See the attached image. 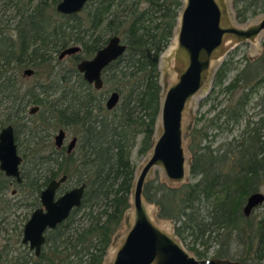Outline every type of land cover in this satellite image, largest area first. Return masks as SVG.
<instances>
[{
	"label": "trees",
	"instance_id": "trees-1",
	"mask_svg": "<svg viewBox=\"0 0 264 264\" xmlns=\"http://www.w3.org/2000/svg\"><path fill=\"white\" fill-rule=\"evenodd\" d=\"M59 1L0 0V129L12 124L16 132L25 128L36 138L30 153L23 154L29 166L20 173V185L38 196L49 181L66 175L69 182L76 175L74 185L85 184V191L81 205L45 232L38 256L24 250L11 256L0 253V264H102L132 208V152L146 155L155 142L162 98L159 60L173 37L182 0H93L71 15L56 12ZM232 8L242 24L264 12V0H232ZM113 36L126 45L123 55L102 73L108 92L120 95L113 109L105 107L104 93L77 69L71 76L77 83L69 76H51L21 89L17 74L22 69L36 73L34 68L52 65L56 55L72 45L80 47L70 56L76 65ZM259 59L264 73V41ZM216 76L220 84L221 76ZM240 77L236 75L224 90L232 91ZM255 77L264 80L261 72ZM242 97L229 112L235 123L248 102ZM31 104L39 107L36 124L26 113ZM219 118L191 131L188 179L171 186L147 180L142 196L156 207V217L175 224L180 240L188 231L189 249L196 257L207 258L215 244L216 258L264 264V214L257 218L253 209L244 211L247 197L264 186V115L253 126L247 123L241 138L212 149L208 128H221ZM55 129L76 130L72 153L46 145ZM9 181L0 174V192ZM233 241L242 247L234 259L228 250Z\"/></svg>",
	"mask_w": 264,
	"mask_h": 264
},
{
	"label": "water",
	"instance_id": "water-1",
	"mask_svg": "<svg viewBox=\"0 0 264 264\" xmlns=\"http://www.w3.org/2000/svg\"><path fill=\"white\" fill-rule=\"evenodd\" d=\"M93 0H60L56 12L62 15L79 13L85 4ZM231 0H182V8L170 43L172 65L171 83L161 99L159 118L161 129L146 163L134 181L132 191L131 223L116 246L111 264H238L226 258H196L182 245L175 233L157 225L152 218L149 204L142 196L147 174L152 169H161L166 179L173 184L182 183L186 177V155L183 142V118L190 103L208 82L213 66L221 65L227 54L243 43H256L264 32V18L248 26L234 20ZM126 50L118 36L111 37L91 58L82 59L76 69L83 79L96 90L104 86L103 70L117 60ZM78 45L63 49L58 59L78 53ZM33 73L31 68L25 75ZM120 95L109 93L105 107L113 109ZM38 106L29 109L30 114ZM65 132L59 129L54 144L60 148ZM76 142L74 137L67 150ZM21 156L17 153L14 129L6 125L0 130V170L8 177L21 181ZM67 179L66 175L53 179L41 190V207L35 209L23 227L22 242L27 243L38 256L45 241V232L53 230L68 218L71 211L81 205L85 184H80L56 197V191ZM264 202V193L258 191L247 197L244 211L250 212Z\"/></svg>",
	"mask_w": 264,
	"mask_h": 264
},
{
	"label": "rangeland",
	"instance_id": "rangeland-1",
	"mask_svg": "<svg viewBox=\"0 0 264 264\" xmlns=\"http://www.w3.org/2000/svg\"><path fill=\"white\" fill-rule=\"evenodd\" d=\"M230 8L234 20H236L234 9L232 8V0L230 3ZM262 18H264V12L258 14L254 18L248 19L242 24H238L241 26H248L251 23L258 22ZM171 41L172 40H170L167 48L161 54L159 60V82L162 88V97L171 83V74L169 70L172 65V57L169 50ZM263 41L264 32L260 34L256 43H243L231 50L224 58L220 66L217 68L216 66H213L210 78L205 87L199 91V93L190 103L189 108L183 118V142L187 161L186 177L184 181L187 180L189 176V159L191 157L189 151V142L191 131L194 128H200L203 124H208L210 120L216 119V117L220 115L218 124H221V128L215 126H209L208 128L210 137L208 139L209 142L207 143L211 145L210 147L212 149H217L221 144L229 143L234 138H241V132L247 126L246 124L248 123L249 127L253 126L256 121L258 122L260 116L264 115V80H260V78L255 77L259 72H261L262 75L264 74L261 71L262 64L259 59L262 54ZM70 56H65L62 59H58V55H56L57 59L53 60L52 65H40L37 68H34L37 70L36 73L33 71V73L30 75H25L24 70L22 69L17 74L21 89L24 90L26 88H31L38 83L46 81L47 78L51 76L56 78L62 75L69 76L72 80L71 83H77V77L75 78L74 76L71 78L72 71L76 69L77 64H74V61ZM218 73L219 77L221 76L222 79L220 84H216V75ZM238 74H240L241 77L238 81H236L234 89L232 91L224 90V87L232 82V80ZM108 89L109 88L106 84L101 89V92L104 93L105 99L111 92H108ZM242 96H244V98L247 97L248 102L244 107L241 120L235 123L234 121L230 120L231 118L229 117V112L231 107L236 105V103L241 98H243ZM33 106L37 105H28L26 113L31 115L33 123L36 124V114L39 110L35 114L28 113V110ZM34 124H31V127H34ZM160 129L161 120L158 116L154 133L155 141L159 136ZM32 131L33 132L31 133L33 135L37 134L33 129ZM57 131L58 129L50 131V140L46 143V145L51 143L54 146L53 138L57 134ZM75 132L76 130L74 129L69 131L66 130L67 139L65 144L69 143L71 137L75 135ZM39 133H41V131ZM15 138L18 154L23 159V154L30 153V148L31 146L33 147V141H35L36 138H32V135H29L25 128H20L17 132L15 131ZM205 142L203 141L202 144ZM41 143L42 140H40V144ZM150 152L146 155H138L136 150L132 152L131 162L134 166L135 178L137 177L143 165L146 163ZM28 166L29 164H25L22 160V163L20 164V172L22 173L24 168L26 169ZM2 173L3 172L0 170V174ZM75 177L76 175L73 176L71 181L66 182L63 188L65 189L74 186ZM150 179L162 180L165 181L169 186L173 185V183H170L166 179L163 171L158 168L149 171L145 181ZM19 183L12 180L11 182H8L7 188L0 192V253L7 254L9 256L13 255L15 251H32L28 248L27 244L22 243V231L24 224L27 222L32 211L35 209L33 206L34 203L38 202L39 204V195L37 196V194L31 193L25 184L23 186ZM260 191L264 193V186H261ZM149 208L153 220L157 225H159V227L169 232L175 233V224L173 222L156 217L157 210L153 204H149ZM131 210L132 208L129 212H127L126 218L119 227L117 236L114 238L112 245L107 250L102 264H111L116 252L117 244L129 229L131 223ZM253 214L256 215L257 218L259 215L264 214V202L253 208ZM183 235L185 236V239L181 238L180 240L183 247L190 254L196 257L195 253L189 249V246L191 245V238L188 236V231L184 232ZM199 249L201 248L199 247ZM216 249H218V246L213 244L208 251L207 258L214 257ZM8 250L9 253L7 252ZM228 250L229 256H232L234 259L239 255L242 247L240 246L239 242L233 241Z\"/></svg>",
	"mask_w": 264,
	"mask_h": 264
},
{
	"label": "flooded vegetation",
	"instance_id": "flooded-vegetation-1",
	"mask_svg": "<svg viewBox=\"0 0 264 264\" xmlns=\"http://www.w3.org/2000/svg\"><path fill=\"white\" fill-rule=\"evenodd\" d=\"M72 56V55H71ZM92 87H93V85L92 84H90ZM95 89V88H94ZM96 90V89H95ZM97 92H99L100 90H96ZM39 110V109H38ZM9 125V124H8ZM10 125H12V124H10ZM6 126V125H5ZM4 127V126H3ZM2 127V128H3ZM12 127H13V129H14V138H15V130H16V128L14 127V125H12ZM1 128V129H2ZM0 129V130H1ZM64 130V132H65V136H64V138H63V143H62V146L60 147V148H57L56 146H55V144H54V146H55V148L57 149V150H62V149H64L65 150V154H70V153H72L74 150H75V148H76V146H77V142H78V138L76 137V136H72L71 137V139H70V141L74 138V137H76V142H75V145H74V147H73V149L70 151V152H68V150H67V147H68V145H69V143H70V141H69V143L68 144H65V141H66V139H67V133H66V130L65 129H63ZM53 143H54V138H53ZM15 144H16V138H15ZM16 146H17V144H16ZM17 153H18V148H17ZM22 158V157H21ZM23 160V159H22ZM21 163H22V161H21ZM20 163V164H21ZM19 169H20V166H19ZM21 173V172H20ZM5 175V174H4ZM6 176V175H5ZM6 177H8V176H6ZM8 179L10 180L9 182H11L12 180H14V181H16L15 180V178H12V177H8ZM66 181H67V179H66ZM65 181V182H66ZM17 182V181H16ZM65 182L64 183H62L61 185H60V187L58 188V190L56 191V197L57 196H60V195H62L64 192H66V191H68V190H70L71 188H73V187H75V186H78V185H74V186H72V187H70V188H63V186H64V184H65ZM17 183H19V182H17ZM41 192V191H40ZM39 195H40V193H39ZM42 205H41V203H40V199H39V204H38V206H35V209H38V208H40ZM78 208V207H77ZM34 209V210H35ZM74 209H76V208H74ZM73 209V210H74ZM33 210V211H34ZM32 211V212H33ZM252 210H250V212H251ZM72 212V211H71ZM69 217V216H68ZM65 221V220H64ZM62 223V222H61ZM60 223V224H61ZM25 225V224H24ZM59 225V224H58ZM57 225V226H58ZM56 226V227H57ZM24 227V226H23ZM48 231V230H47ZM23 243V242H22ZM23 244H25V243H23ZM27 244V243H26ZM28 245V244H27ZM28 248H29V245H28ZM30 249V248H29ZM33 251V250H32Z\"/></svg>",
	"mask_w": 264,
	"mask_h": 264
}]
</instances>
